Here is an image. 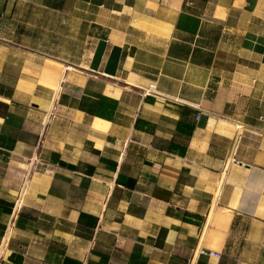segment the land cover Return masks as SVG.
I'll list each match as a JSON object with an SVG mask.
<instances>
[{
	"label": "crops",
	"instance_id": "0c3cea01",
	"mask_svg": "<svg viewBox=\"0 0 264 264\" xmlns=\"http://www.w3.org/2000/svg\"><path fill=\"white\" fill-rule=\"evenodd\" d=\"M2 239L3 264H264V0H0Z\"/></svg>",
	"mask_w": 264,
	"mask_h": 264
},
{
	"label": "built area",
	"instance_id": "2783aa9c",
	"mask_svg": "<svg viewBox=\"0 0 264 264\" xmlns=\"http://www.w3.org/2000/svg\"><path fill=\"white\" fill-rule=\"evenodd\" d=\"M151 88H152V86H150V89ZM231 162L235 163V164H240V162L235 161L234 159H232ZM17 203H18V201H15L14 205L17 206ZM209 255L216 258V259L220 258V255L218 253H215V252H209ZM7 256H8V247H7V244L4 241V239H2V240H0V264L4 263Z\"/></svg>",
	"mask_w": 264,
	"mask_h": 264
}]
</instances>
